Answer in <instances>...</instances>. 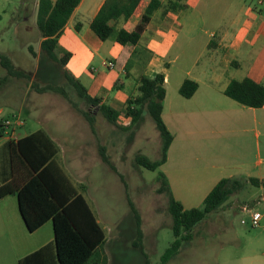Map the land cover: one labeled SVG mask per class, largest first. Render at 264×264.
Returning a JSON list of instances; mask_svg holds the SVG:
<instances>
[{"label":"rangeland","instance_id":"374dc122","mask_svg":"<svg viewBox=\"0 0 264 264\" xmlns=\"http://www.w3.org/2000/svg\"><path fill=\"white\" fill-rule=\"evenodd\" d=\"M23 2H26V6H22ZM32 3L33 0H0V53L13 59L17 68L30 76V79L9 78L3 82L7 73L0 65V109H3L1 118L14 121L15 116H20L26 121L22 127H11L8 133L17 140L35 131L45 130L61 147V165L77 187H84L83 194L106 232V243L96 251L93 261L98 264H146L148 260L150 264H162L161 258L175 238L168 212L169 196L159 193L160 176H165V171H168L169 188L171 185L174 194L172 196L185 209H202L205 198L214 185L219 179H227L229 174L224 170L211 169L206 162L185 168H166L163 165L156 171L138 167L135 160L139 155L150 161H157L161 157V138L147 113L136 125H132L131 119L126 117L119 119L115 125L108 122L100 111L88 109L75 91H69V100L61 94H40L33 89L34 84L40 87L64 86V73L67 69L44 57L40 46L41 37L35 31L28 38L17 36V30L24 26V18L28 16V12H32ZM203 9L204 7L195 9L191 13L192 25L197 32L200 27L208 24L201 14ZM203 12L210 16L219 12V8L211 7ZM31 20L30 18V23ZM197 37L192 42L187 36L182 37V42L191 43V60L179 61L170 68L166 64L174 59L175 49L167 56L156 57L146 72L144 70L147 62L151 60L150 55L136 54L131 62L140 58L142 71H138L140 74L133 73V77L137 75L136 79L139 80L141 76L154 78L157 74H169L170 83L166 86L168 102L184 100L177 91L178 82L183 77L188 78L183 66L190 68L196 58L203 63L207 59L205 42L208 38L200 31ZM29 48H32L34 54ZM56 55L57 58L62 56L60 49L56 51ZM129 70L128 66L127 74L120 75L127 86ZM143 71L145 73L141 74ZM188 79H194V76ZM134 82L136 81L133 80L132 85ZM132 85L124 93L114 87L110 89L111 95L135 98L139 92ZM116 106L120 110L124 109L125 100ZM79 110L89 111L95 118V132ZM168 111L169 103L166 105V114ZM221 142L222 145L226 144L224 140ZM101 147L105 148L106 155L116 170L103 162ZM263 197V189L251 185L238 192L224 208L210 214L194 228L192 240L168 264H238V254L240 255L239 252L245 244L241 237L236 238L233 229L243 233L255 230L249 225H242V219L248 220L249 217L241 208L250 205L263 213ZM129 199L140 215L144 252L134 246L138 225ZM263 228L264 222L256 230ZM46 230L35 236H42L43 241L47 236L44 235ZM49 234L51 237L52 230ZM0 238V264H17L13 257L10 232L4 226L0 228Z\"/></svg>","mask_w":264,"mask_h":264},{"label":"crops","instance_id":"0c3cea01","mask_svg":"<svg viewBox=\"0 0 264 264\" xmlns=\"http://www.w3.org/2000/svg\"><path fill=\"white\" fill-rule=\"evenodd\" d=\"M39 1L33 0L32 12H28V16L23 20L24 26L17 30L18 37L28 38L34 31L41 37L37 26ZM105 1L82 0L70 18L58 46L62 55L71 54L66 69L81 81L91 97L101 98L103 103L108 102L112 108L120 110L116 104L122 100H125L126 104L127 99L131 97L111 95L110 89L118 84L123 93L128 92L134 80L136 82L132 86L139 92V80L136 79L137 75L133 77V73L141 70L142 62L140 58L131 62L136 54L150 55L151 60L147 62L145 70L143 69L146 72L156 57L167 56L175 49L174 59L166 64L170 68L179 61L191 60V43L182 42V37L187 36L192 42L198 38L199 31L204 33L208 38L205 42L206 62L196 58L190 68L183 66L185 76H194V79L183 77L177 85L180 95V88L186 80L198 83L193 97H182L184 100H178L177 103L173 100L168 102L166 86L170 83V76L164 75L166 97L162 117L174 135L164 167L185 168L206 162L213 170L228 172L227 179H257L264 182V106L259 109L246 107L224 94L232 81L248 78L264 85V10L255 0H184V10L164 13V10L160 9L155 12L146 25L139 44L135 47H124L117 43L116 36L102 41L90 27ZM161 1L166 3L170 0ZM22 6H26V2H23ZM203 7H218L219 12L208 16L204 14L207 10L203 12V9L201 14L208 24L200 27L197 32L196 27L192 25L191 13ZM140 22L141 17L132 20L131 29ZM41 43L42 39L40 46ZM11 60L17 67L14 60ZM105 61L114 62L115 68H104ZM129 63L127 86L120 75L127 74ZM144 71L141 74H144ZM167 103L169 111L166 114ZM2 114L3 109H0V122ZM14 133L15 131L13 135ZM48 134L53 139L52 135ZM8 135H2L0 132V184L8 183L12 177L9 144L14 139ZM222 140L226 141V144L222 145ZM165 176L170 182L167 170ZM211 180L214 182V179ZM220 181L219 179L218 183ZM259 188L264 191L262 186ZM170 190L173 194L171 185ZM2 226L10 232L13 257L17 264L22 258L54 241L52 222L46 223L34 233L28 231L15 195L0 200V228ZM44 230V235L47 236L42 241V236L35 235ZM51 230L53 234L50 237ZM233 231L236 238L241 237L245 244L239 252L240 255L238 254L237 263L264 264V228L248 233L237 229Z\"/></svg>","mask_w":264,"mask_h":264},{"label":"trees","instance_id":"16d2710c","mask_svg":"<svg viewBox=\"0 0 264 264\" xmlns=\"http://www.w3.org/2000/svg\"><path fill=\"white\" fill-rule=\"evenodd\" d=\"M184 0H106L97 16L90 23L93 32L102 41L113 35L124 47L137 46L151 17L160 9L164 13L179 12L186 6ZM82 0H40L38 6L37 26L41 34V50L44 57L66 67L71 54L66 53L57 58L59 39L70 18ZM141 17V22L131 29V22ZM32 54V48H29ZM135 55V54H134ZM0 65L6 71L3 82L9 78H26L30 76L18 69L12 60L0 53ZM130 67V63L128 64ZM127 66V69H128ZM65 83L62 87L47 85L32 87L38 93H57L69 99L70 90L75 91L81 102L88 109H96L111 124H117L122 117L131 119V124H138L147 113L159 132L161 138V157L150 161L144 156H137L136 165L149 171H156L168 159V152L174 141V135L163 120L164 101L166 97L165 76L157 74L154 78L141 76L139 79V96L128 98L125 108L116 110L101 98L88 94L80 80L65 70ZM117 89L120 87L118 84ZM198 83L186 80L180 88V95L186 99L193 97ZM229 99L259 109L264 106V85L251 79L232 81L224 92ZM70 100V99H69ZM76 108V107H75ZM95 132V118L89 111L79 110ZM1 134L3 135L2 131ZM11 180L0 184V200L15 195L18 198L19 211L29 232L34 233L46 223H53L54 241L41 249L22 258L19 264H98L93 261L96 251L106 243V232L99 223L94 211L85 198L83 191L77 187L64 170L60 162L61 149L45 130L35 131L17 141L10 142ZM103 162L111 168L105 148L101 147ZM159 193L169 196L168 212L172 220L174 242L161 258L162 264H168L192 240L194 228L210 214L224 208L229 200L248 185L263 187L264 182L257 179H223L208 194L202 209H185L175 200L169 188L167 178L161 175ZM83 190V191H82ZM129 205L137 219V240L134 246L141 249L143 230L140 215L134 203ZM146 264H150L147 260Z\"/></svg>","mask_w":264,"mask_h":264},{"label":"built area","instance_id":"2783aa9c","mask_svg":"<svg viewBox=\"0 0 264 264\" xmlns=\"http://www.w3.org/2000/svg\"><path fill=\"white\" fill-rule=\"evenodd\" d=\"M257 5H259L263 10H264V0H255ZM103 67L108 69V70H112L115 68V63L112 61H105L103 62ZM14 121L11 119H6V120H2L0 122V132L2 131V133H8V130L11 127H22L25 125V121L20 117V116H15L14 117ZM15 129V128H14ZM261 202L263 204L264 207V197L261 199ZM242 212L244 214H246L249 219H242L241 223L242 225H249L250 228L252 229H257L260 228L262 226V222H264V212L261 213L260 211L256 210L254 207H251L250 205H244L241 208Z\"/></svg>","mask_w":264,"mask_h":264}]
</instances>
